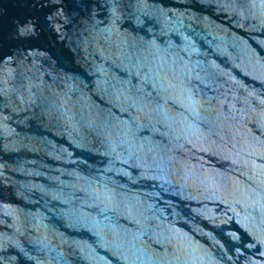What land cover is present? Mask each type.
<instances>
[{
  "label": "water",
  "instance_id": "95a60500",
  "mask_svg": "<svg viewBox=\"0 0 264 264\" xmlns=\"http://www.w3.org/2000/svg\"><path fill=\"white\" fill-rule=\"evenodd\" d=\"M0 264H264V0H0Z\"/></svg>",
  "mask_w": 264,
  "mask_h": 264
}]
</instances>
